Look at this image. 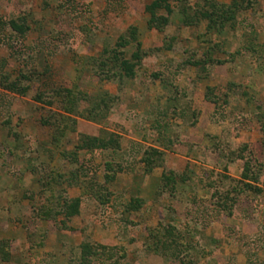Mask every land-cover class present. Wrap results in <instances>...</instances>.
I'll use <instances>...</instances> for the list:
<instances>
[{
    "label": "rangeland",
    "instance_id": "rangeland-1",
    "mask_svg": "<svg viewBox=\"0 0 264 264\" xmlns=\"http://www.w3.org/2000/svg\"><path fill=\"white\" fill-rule=\"evenodd\" d=\"M152 1L0 0V19L5 20V25H0V264L116 261L110 252V256L102 258L97 251L100 243L96 245L94 240L103 235L111 238L115 233L106 229L111 221L110 208L98 204L92 207L86 196L82 198L79 214L67 221L59 211L64 199L71 200L79 194V190L69 186L74 177L71 171L69 179L57 174L58 170H68V163L56 158L57 170L53 171L50 157L40 153L52 152L48 143L54 128L46 122L55 118L50 106L54 110L62 108L59 101L51 105L53 92L57 87L71 85L76 72L86 79L91 77L93 100H99L95 93L104 89L115 98L119 96L120 101L126 100L119 111L112 110L118 120L105 118L107 110L96 119L103 126L133 134L157 130L147 121L146 111L140 113L133 104L141 101L148 105V99L152 98L155 106L161 108L160 102L157 105L163 98L161 84L166 83L167 89L176 94L175 81L189 117L204 110L210 122L221 127L226 136L223 142L234 160L229 165L232 170L226 167L218 173L217 183L225 191L238 183L234 181L241 176L244 161L237 153H244L257 166L264 164V0H218L241 6L233 23L221 32L208 31L207 21L184 23L179 3H174L170 21L163 30L150 27L146 4ZM160 14L168 13L162 9ZM24 18L28 25L25 33H18L8 23L12 19L23 22ZM133 27L136 39L121 45V35L132 40ZM135 53L141 56L140 60ZM106 55L130 59L135 64V76L101 70V60ZM196 60H202V64L190 65L189 61ZM100 75L113 77L104 80ZM16 79L22 85L31 83L26 95L5 87ZM84 79L80 77L81 84ZM213 82L215 86H211ZM197 85L200 89L204 87L202 92L199 88L196 92ZM211 89L217 105L207 102L200 105L203 91L207 94ZM159 95L161 99L157 98ZM111 104L114 105L113 100ZM84 105L90 107L82 102L81 109ZM84 131L99 130L92 123L85 125ZM128 159L135 156L129 155ZM95 163L92 165L97 172L102 162ZM228 171L231 180L223 177ZM60 180L61 186L55 187ZM49 182L52 184L48 185ZM239 200L235 217L230 219L216 212L209 198L188 209L198 213V222L207 227L208 233L222 230L231 240L223 245L227 254L224 261L229 260L225 264H264V194L245 193ZM84 208L87 210H81ZM90 209H96L92 212L93 220L84 218ZM114 211L117 214L120 209L115 207ZM88 234L92 237H86ZM131 236L121 238L130 248L125 251L126 259L118 264H162L157 254L133 244L135 240L147 241L148 236L142 234L140 227L134 238ZM85 243L95 251L94 257L83 259ZM131 247L135 249L130 252Z\"/></svg>",
    "mask_w": 264,
    "mask_h": 264
},
{
    "label": "crops",
    "instance_id": "crops-1",
    "mask_svg": "<svg viewBox=\"0 0 264 264\" xmlns=\"http://www.w3.org/2000/svg\"><path fill=\"white\" fill-rule=\"evenodd\" d=\"M80 77L85 78L76 72L71 85L67 86L66 84V87L77 88L92 95L90 89L93 82L89 80L91 77L85 78L83 84L80 83ZM100 79L107 80L101 76ZM197 82L200 83V81ZM173 83L176 94L167 89L169 87L166 83H162L160 86L163 98L161 95L157 96L158 99L162 98L161 101H157V105L160 102L161 108L155 106L156 103L152 98L148 99V105H143L144 102L136 100L133 104L140 113L143 114L146 111L147 121L157 128L156 131H151L149 134L119 132L114 128L103 126L99 119L91 118L86 114L87 105L82 108L84 110H80L83 111L82 115L75 112L69 113L60 107L54 110L55 108L50 106L52 112L57 116H67L68 122L76 127V131L70 132L65 141L61 143L54 140L53 131L52 139L48 143L52 152L47 154L41 151L40 153L43 154V157H50L53 171L57 170L54 168L56 158L68 163L69 169L58 170L57 174L69 179L70 171L72 172L74 183L69 186L79 190V194L76 197L73 196L74 198H80L82 202V198L87 196L92 207L96 208L98 204L100 207L110 208L109 220L111 221L106 229L111 232L115 230V233H112L111 238L103 235V238L99 240L94 238V240L96 245L100 243L102 246L114 248L117 254L115 258L120 257L119 262L127 257L119 256L125 254L120 251V248H124L125 251H129L130 248L127 243H122V239H126L128 234L134 238L135 230L140 227L142 234L146 233L148 236L147 241L135 240L133 244L146 247L148 251L157 254L161 258L162 264H203L206 262V264H225L229 260L224 261L227 254L223 245L230 243L231 240L225 236L222 230L220 232L216 229L214 234L213 231L208 233L207 227L204 228L198 222V213L191 212L188 207L209 198L212 204L214 203L216 212H221L224 218L235 217V207L242 195L245 193L249 195L251 193L264 194V179H262L264 164L259 163L257 166L255 163H251L248 167L246 164L248 158L245 155V158L241 157L244 153H237V155L240 154L238 158L242 159L244 164L240 179H234L236 180L234 182H238L242 186L236 183L228 190H223L217 183L218 173L223 172L226 167L232 170L229 165L234 160L229 157V155L231 156L228 153L230 149L227 150V146L223 142L226 136L220 130L221 127H216L214 123L210 122L204 110H200L197 115L189 111L193 114L192 118L191 115L189 117L183 106L182 92L175 81ZM211 86H215V83L213 82ZM198 88L199 85H197L196 92L199 91ZM203 88H199L201 92ZM212 90L207 94L206 91H203L200 105L206 102V104L217 105L215 98L211 97ZM105 91L108 90L104 89L95 95L100 96ZM60 100L62 99L57 101L60 102ZM125 101L124 99L120 101L119 96L116 97L114 105L111 104L106 111L105 118L115 120L117 117H113L111 114L113 108L115 111H119L120 106L123 108L122 103ZM86 103L90 102L86 101ZM193 110L196 111V108L194 107ZM92 123L97 125L99 131H84L85 125ZM81 135L99 137L107 144L105 148L100 147V149L90 152V155L96 158L92 159V164L102 162L100 170L92 177L86 176V171L83 172L81 168L80 161L83 160L86 150H79L77 155L79 161L76 160L77 162L71 157ZM110 138L111 142L108 140ZM132 154L135 156L133 159L135 162L128 159V156H132ZM98 157H100L99 161H97ZM72 162L74 163L71 167ZM217 167H222V169ZM246 172L250 175L251 173L257 174L258 180L246 178L244 176ZM227 173L232 175L228 171L223 177L229 179L230 175ZM62 183L63 180H60L55 183V187L61 186ZM247 183H250L252 187L247 186ZM115 207L120 209L117 214L114 213ZM93 210L90 209L84 218L93 220ZM189 211L190 213H188ZM71 218L72 216L66 219L68 221ZM72 230H74L73 227ZM88 236L92 237L91 234L86 237ZM102 246L100 249L103 248ZM134 249L131 247L130 252ZM101 251L103 250L101 249Z\"/></svg>",
    "mask_w": 264,
    "mask_h": 264
},
{
    "label": "trees",
    "instance_id": "trees-1",
    "mask_svg": "<svg viewBox=\"0 0 264 264\" xmlns=\"http://www.w3.org/2000/svg\"><path fill=\"white\" fill-rule=\"evenodd\" d=\"M174 3H179L180 7V13L181 18L184 23L187 25H193L202 21H207V29L208 31H218L221 32L225 29V27L231 23L236 18L237 11L239 10V3L232 2L230 4L219 2L218 0H196L195 2H191L188 0H153L152 2L146 4V11L150 14L148 18V25L150 27L156 28L158 30H163V28L168 25L170 21V15H172L174 11ZM162 9H165L167 11V15L160 14V11ZM23 18V17H22ZM22 20L25 21H17V20H10L8 23L12 27L13 30L17 31L18 33H25L28 29L27 20L24 18ZM0 25H5V20L0 19ZM130 32L132 40L126 38V36L121 35L119 37V41L121 42V45H127L131 43L133 40L136 39V31L135 27L130 28ZM135 57L138 58V60L141 59V56L138 53L134 54ZM101 60V70L109 72V73H115L120 75H126L128 77L135 76V64L125 57L119 58L118 56L107 57ZM211 60V58H209ZM190 65L194 66H200L202 64V60H196V61H189ZM121 70V71H117ZM102 72H100L101 74ZM115 74V75H116ZM104 75H108V73H104ZM24 76V75H23ZM103 77V75H100ZM113 75H109V77H106L108 79H111ZM7 89H9L12 92L20 93L21 95H26L29 90L31 89V83H28V85H22L20 80L17 79L14 81H10L8 84L5 85ZM105 94L95 95L98 96L97 99L99 100H93L90 94L82 92L79 89L75 88H57L55 89V92H53V98L50 100L51 105L55 104V102L58 99L60 100L61 107L64 108L69 113H76V114H83L84 110L81 109L82 102L83 101H89L90 107L87 106L85 109V112L88 116H91V118H98L102 117L106 110L109 109V106L112 103V100L114 101L115 97H113L111 94H109L107 91L104 92ZM112 99V100H111ZM102 110V111H101ZM99 111L101 113L99 114ZM54 119L46 121L47 124H50L54 128V140L61 143L65 141L67 138V135L70 132H75L76 127H74L73 124H70L68 122L67 116H57L56 113H54ZM99 114V115H98ZM102 114V116H101ZM69 136V135H68ZM111 142V138L108 139ZM107 146L106 142L99 138V137H93L90 135H81L80 140L76 144V148L72 152L71 157L74 159L75 162H77V155L79 150H86L85 156L81 160V168L84 171H86L85 175L92 177L96 174L93 165H92V159L93 155H90V152L95 149H100V147L105 148ZM89 151V152H88ZM243 156V157H242ZM242 158L244 157V154L241 155ZM79 161V160H78ZM252 163L251 159L246 160V164L248 167H250V164ZM254 165V164H253ZM248 169V168H247ZM75 176V175H74ZM246 178H252V180H258V176L255 173H251V175L246 172L244 174ZM76 182V177H75ZM74 183V178L73 182ZM48 185H51L52 182L47 183ZM247 186L252 187L250 183H247ZM52 187H54L52 185ZM50 187V189L52 188ZM228 197V196H227ZM63 207L60 209L59 213H64L67 217L73 216L75 214H78L80 212V205H81V199L80 198H73L71 200L64 199L62 203ZM54 217V216H53ZM102 245L100 244V247ZM101 249H97V251H100V254H102V257L110 256L109 252L114 254L116 257V251L114 248H109L107 246H102ZM121 252H125L124 248H120ZM102 252V253H101ZM96 255L95 251L91 246H89V243L83 244V259L87 258V256L94 257ZM8 256V252L7 255ZM120 256H124V254H120ZM90 257V258H91ZM89 258V259H90ZM118 259L116 261L111 262L110 264H118ZM91 263V261H89Z\"/></svg>",
    "mask_w": 264,
    "mask_h": 264
}]
</instances>
